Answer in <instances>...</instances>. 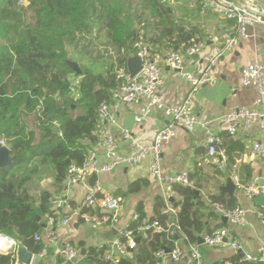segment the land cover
Here are the masks:
<instances>
[{
	"label": "trees",
	"instance_id": "trees-1",
	"mask_svg": "<svg viewBox=\"0 0 264 264\" xmlns=\"http://www.w3.org/2000/svg\"><path fill=\"white\" fill-rule=\"evenodd\" d=\"M102 34L106 41L97 58H110L111 64L85 67L71 59L70 47L85 53ZM140 39L158 51H186L199 41L196 29L176 18L165 0H0V141L11 150L9 165L0 169V235L35 254L42 250L44 244L35 235L44 231L50 217L59 219L52 209L53 195L30 192L32 171L18 182L9 177L16 168L41 159L55 167L56 181L63 183L71 164L85 162L98 142L97 110L112 100L116 72L127 66ZM71 62L81 68L80 76ZM148 184L147 179L136 180L129 192H140ZM174 191L183 197L176 207L177 225L187 241L197 243L200 235L211 232L201 213V198L194 188L175 186ZM164 208V198L157 197L154 211L167 229V217L161 218ZM138 213L140 218L127 225L134 233L146 219L141 206ZM171 232L150 231L148 237H139L133 257H122L119 264H155L158 251L171 250L184 239L175 226ZM105 251L106 244L90 247L79 264H112L104 260ZM15 255L0 253V264L16 263ZM233 262L240 264L238 259Z\"/></svg>",
	"mask_w": 264,
	"mask_h": 264
},
{
	"label": "crops",
	"instance_id": "crops-1",
	"mask_svg": "<svg viewBox=\"0 0 264 264\" xmlns=\"http://www.w3.org/2000/svg\"><path fill=\"white\" fill-rule=\"evenodd\" d=\"M198 9L200 10L187 9L190 10L188 18L190 26L189 24L188 26L196 29L198 42L203 45V56H188L186 51L179 50L184 54L186 69L195 74H199L207 67L208 63L204 56L212 55L214 48L223 44L227 36L233 33L232 22L219 17L212 11L203 10L200 7ZM188 19L184 18V20ZM168 50L161 51L163 58L160 66L164 78L163 90L166 102L174 104L186 98L189 84L166 64L164 59ZM131 55L134 53L129 54L128 58ZM254 61L264 66V25L248 28V37L243 39L232 52L218 60L213 67L212 75L215 84L203 87L194 98V111L210 119L211 131L222 140L217 154L209 153L206 134L202 129L177 128L176 137L162 149L163 172L171 175L188 173L195 182L194 189L198 191L204 205L201 213L204 214L209 230L226 227L229 231V239L236 240L240 244V248L233 249L228 246L209 247L198 241L196 245L202 253L203 264H233L236 259L240 264H264V254L259 253L264 242V223L258 216L259 213H264V207L256 204L254 199L247 198L241 190L236 189L232 196L225 190L228 184L225 174H228L231 179L233 170L236 171L242 184L256 180L264 183V161L257 157L252 149L254 143L263 140L264 136L258 125L248 130L240 129L236 135L230 136L218 121L233 107L253 106L257 91L252 85L243 84L242 69ZM111 109L117 117L119 126L129 130L132 136L144 145H150L156 134L169 123V118L159 109H153L141 123L135 121L138 109H127L116 101L111 102ZM116 134L120 154L128 155L130 141L123 139L117 131ZM92 149L97 151L99 162H107L97 145ZM150 163L151 158L148 157L139 165L119 167L110 173H99L95 182H91V177L87 185L70 188L65 181L63 183L56 181L57 172L52 164L44 163L41 159L34 160L26 167L28 172L33 173L28 183L30 192L38 196L43 191H49L53 198H63L67 201V205L63 208L62 214L70 216L71 219L67 225L58 224L54 227L57 237L55 242L51 243L45 236L43 237L42 243L47 248V254L42 257L39 253H34L32 264H67L59 255L61 246L65 244L73 245L79 252V259L74 264L82 263L90 247H99L118 238L123 229L133 221L140 206L143 208L146 219L158 220L154 206L156 198L163 196V191L160 183L149 175ZM143 178L149 180L148 186L140 192H129L131 184ZM88 187H98L106 193L124 197L115 225H105L94 229L77 216V208ZM213 197H219L223 201L220 203L227 207H230L228 205L230 203L234 204L233 207H242L245 210L246 223L235 224L224 221L212 209L211 202L215 201ZM170 199L173 201L171 202ZM182 201L183 197L176 191L169 194V202L175 211ZM210 213H214L215 216H209ZM164 217H167L168 224L174 223L175 216L172 212H167V207L162 210L161 218ZM205 234L207 233L200 237L202 238ZM177 242L184 246L183 257L179 261H173L167 256L166 263L190 264L186 241L181 239ZM83 250H85L84 256ZM245 255L258 257V260L242 263L240 259ZM132 257V253L127 256V258Z\"/></svg>",
	"mask_w": 264,
	"mask_h": 264
},
{
	"label": "built area",
	"instance_id": "built-area-1",
	"mask_svg": "<svg viewBox=\"0 0 264 264\" xmlns=\"http://www.w3.org/2000/svg\"><path fill=\"white\" fill-rule=\"evenodd\" d=\"M200 8L212 11L219 17L233 23V33L228 35L225 42L214 48L213 54L204 56L207 61V67L199 74L192 73L186 69L184 54L176 49H169L165 54L166 64L189 84V91L183 101L168 104L163 90V73L160 61L163 58L162 52L153 49L145 40L140 39L134 44L135 55L141 60L142 69L138 75L132 77L127 66L121 67L116 72L117 85L112 90V100L103 102L98 110V130L96 132L98 142L97 148L101 150L102 155L107 162H99V155L96 150L90 149L84 163H73L69 166L65 182L68 187L74 188L79 185H87L89 179L94 174L110 173L119 167L135 166L142 163L148 157L151 158L149 166V175L155 178L161 185L163 198L166 202L167 212H172L175 216L174 223L168 224L164 229L159 220L144 219L139 225L136 233L128 229H123L120 236L106 243L104 260L112 264H119L122 257H127L138 247L137 239L141 236L148 237V233L157 231H166L173 235L171 228L175 226L183 235L180 227L177 225L176 211L172 209L169 202V194L174 191L175 186L195 188V182L188 173L180 175H171L163 172L162 168V149L177 135V128L187 130L202 129L206 134V145L209 153L214 155L218 153V146L222 143L221 138L214 135L210 128V119L205 115L197 114L193 109V101L197 93L205 86H213L215 80L212 75V69L222 57L232 52L243 39L248 37V28L257 25H264V6L259 5L253 0H197ZM125 53L124 49L121 50ZM115 53H112L114 55ZM188 56H203V45L200 42H194L187 50ZM242 81L244 85H252L257 91V98L252 107H233L230 111L220 117L218 121L225 127L230 136H234L240 129H251L258 125L264 136V66L259 62H252L242 69ZM121 103L127 109H138L135 114V121L141 123L149 116L153 109L162 110L169 118L167 126L159 131L150 145H144L138 142L129 130L119 126L117 117L111 109V102ZM119 132L123 139L130 141V152L128 155H122L119 152L117 144V134ZM254 154L264 161V139L256 141L253 145ZM231 179L236 189L243 191L249 199L264 195V184L258 180L242 184L239 181L235 170L231 173ZM124 203L122 195L106 193L98 187H88L87 192L79 203L77 208L78 217L84 223L89 224L94 229L105 225L113 226L118 221L117 213ZM67 205V201L61 197H56L52 201V209L59 219L50 217L41 234L35 235L34 239L38 242L43 241L45 236L51 243L55 242L57 237L54 227L58 224L67 225L71 217L62 214V210ZM213 211L220 217L235 224H245V210L236 206L227 207L216 201L211 202ZM258 216L264 223V213ZM140 218L139 213L133 217V221ZM184 240L187 243L191 262L190 264H203V256L196 243ZM9 240V244L0 248L9 252H15L17 241L3 237ZM203 243L209 247H231L240 248L236 240L229 239V231L226 227H219L205 234ZM8 252V253H9ZM185 253L184 246L175 242L170 252L160 250L156 253L155 264H167L165 258L169 256L173 261H179ZM259 253L264 254V242L260 247ZM47 254V248L44 246L39 255L44 257ZM59 255L65 262L74 264L79 259V252L71 244L62 245ZM258 257L252 255L243 256L240 261L253 262ZM16 264V263H11Z\"/></svg>",
	"mask_w": 264,
	"mask_h": 264
},
{
	"label": "water",
	"instance_id": "water-1",
	"mask_svg": "<svg viewBox=\"0 0 264 264\" xmlns=\"http://www.w3.org/2000/svg\"><path fill=\"white\" fill-rule=\"evenodd\" d=\"M256 3L260 4L261 6H264V0H253ZM71 67L73 68V70L76 72L77 76H80L82 74V70L81 68L75 64V63H70ZM127 68L131 74L132 77H135L136 75L139 74V72L142 69V63L141 60L134 54L131 55L128 59H127ZM10 156H11V150L9 147L4 146V145H0V169H4L6 168L9 163H10ZM227 179H228V184L225 187V190L229 193V195H234V192L236 190V186L234 184V182L232 181V179L229 178L228 174H225ZM98 178L97 174H94L92 176L91 182H95L96 179ZM264 184V183H261ZM197 194L198 191H197ZM170 201L172 202L173 199H170ZM254 202L256 204L261 205L262 207H264V195H260L257 196L256 198H254ZM38 221H40V218H37ZM224 221H227L226 219H223ZM1 237H7L5 235H0ZM9 238V237H8ZM137 241H140V238L137 239ZM199 243L203 244V239L200 237L199 238ZM15 259H16V264H32L33 259H34V253L29 251L28 248L22 244L21 242L17 241V245H16V249H15ZM9 251H11V248H8L6 250H1V253H8ZM166 252H170V250H167ZM82 255H85V250L82 251ZM67 264H72L71 262H67Z\"/></svg>",
	"mask_w": 264,
	"mask_h": 264
},
{
	"label": "rangeland",
	"instance_id": "rangeland-1",
	"mask_svg": "<svg viewBox=\"0 0 264 264\" xmlns=\"http://www.w3.org/2000/svg\"><path fill=\"white\" fill-rule=\"evenodd\" d=\"M171 8L174 10V16L178 19H181L185 22L186 25L189 24L190 26V20L189 13L187 9H191V11H198L200 9L197 0H165ZM260 5V4H259ZM187 18L188 20H184V18ZM106 38L104 34L98 37L96 39L94 46L92 48H89L88 50L83 53L80 49L74 50L73 47H70V57L72 60L79 62L83 66H87L93 62H103V65L107 67L109 64H111V59L107 58L105 61H99L97 58V52L99 50H103V46L105 45ZM74 95H77V82L75 83L74 89H73ZM0 145L7 146L6 141H0ZM8 147V146H7ZM28 173L27 168L25 166L16 168L10 175V180L13 182H18L22 179L23 176H25Z\"/></svg>",
	"mask_w": 264,
	"mask_h": 264
},
{
	"label": "bare ground",
	"instance_id": "bare-ground-1",
	"mask_svg": "<svg viewBox=\"0 0 264 264\" xmlns=\"http://www.w3.org/2000/svg\"><path fill=\"white\" fill-rule=\"evenodd\" d=\"M9 243H10L9 240L0 236V248H3L4 246L8 245Z\"/></svg>",
	"mask_w": 264,
	"mask_h": 264
}]
</instances>
